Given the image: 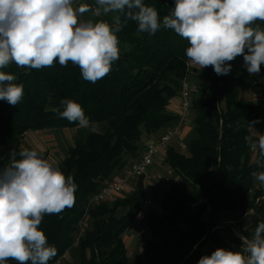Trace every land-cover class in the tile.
<instances>
[{"label": "trees", "instance_id": "obj_1", "mask_svg": "<svg viewBox=\"0 0 264 264\" xmlns=\"http://www.w3.org/2000/svg\"><path fill=\"white\" fill-rule=\"evenodd\" d=\"M143 2L156 8L161 24L174 6V0ZM80 5L98 7L96 0H82L76 7ZM113 15L94 17L87 12L81 19L112 24ZM121 23L116 32L119 59L95 83L82 78L79 66L71 62L61 66L58 60L41 69L14 62L0 69L13 74V83L24 89L16 106L0 100V169L10 163L13 151L19 153L28 132L77 130L74 146L58 165L77 186L75 204L59 215H45L39 226L57 249L48 264L57 263L67 252L73 264H198L202 256L219 248L248 256L245 241L224 227L222 220L223 213L242 211L239 226L247 239L264 222V188L252 185V173L264 171V155L258 148V156H252L255 140L249 131L262 127L263 109L260 103L240 97L241 91L261 84L247 72L243 56L228 62L232 68L227 75L218 76L211 66L198 68V86L191 95L194 127L186 150H168L173 181L161 203L162 213L147 218L149 239L142 254L130 258L122 239L142 208L140 184L129 197L88 206L103 185L115 180L130 160L138 159L148 140L177 121L168 107L194 70L186 57L189 43L174 30L161 27L150 35L139 32L137 23L123 16ZM257 25L264 29V21L252 26ZM260 73L264 74V64ZM61 100L78 102L90 127L81 128L54 112L63 110ZM42 156L47 158L46 153ZM86 212L89 228L75 245Z\"/></svg>", "mask_w": 264, "mask_h": 264}, {"label": "clouds", "instance_id": "obj_2", "mask_svg": "<svg viewBox=\"0 0 264 264\" xmlns=\"http://www.w3.org/2000/svg\"><path fill=\"white\" fill-rule=\"evenodd\" d=\"M98 7H74V0H0V69L15 63L19 67L41 69L69 62L79 66L82 78L95 83L110 73L119 59L116 35L125 21H135L141 33L155 34L161 27L174 30L188 41V61L201 69L211 66L218 76L231 72L233 61L243 56L250 75H258L264 64V0H174L161 20L156 8L143 0H96ZM113 13V23L81 19ZM16 77L0 71V100L16 106L24 96ZM63 110L53 109L61 118L90 127L82 106L61 100ZM258 122V121H257ZM247 139V138H246ZM251 143V141H250ZM264 155V135L252 147ZM10 163L0 169V264H48L57 249L40 229L45 215H59L75 204L73 177L45 159L35 149L13 151ZM17 156L19 158H17ZM252 175L264 184V171ZM245 251L223 248L202 256L198 264H264V222L259 223Z\"/></svg>", "mask_w": 264, "mask_h": 264}, {"label": "built area", "instance_id": "obj_3", "mask_svg": "<svg viewBox=\"0 0 264 264\" xmlns=\"http://www.w3.org/2000/svg\"><path fill=\"white\" fill-rule=\"evenodd\" d=\"M90 15H92V12H90ZM193 90L191 79L185 77L181 84V90L177 96L179 101L177 121L166 127L155 139L148 140L144 148H142L143 150L138 159L128 162L125 168L119 172L115 180L103 185L100 190L92 196L88 206L109 202L118 197H122L130 192L134 184H140L143 198V202H141L142 208L135 215L136 217L132 224L139 234L145 231L144 229H146L148 218L147 210L155 203L152 167L156 163L155 161L157 160L159 150H168L173 141H177L181 150L187 149V144L182 140V135L185 128L192 126L194 114L191 106V95ZM262 129L264 132V116L262 119ZM250 152L253 157L258 156V146L256 148L251 147ZM248 193L252 195L253 190H250ZM86 218L87 212L79 223L80 232L77 235L75 245L78 244L84 230L89 228V222Z\"/></svg>", "mask_w": 264, "mask_h": 264}, {"label": "rangeland", "instance_id": "obj_4", "mask_svg": "<svg viewBox=\"0 0 264 264\" xmlns=\"http://www.w3.org/2000/svg\"><path fill=\"white\" fill-rule=\"evenodd\" d=\"M196 71V72H195ZM193 70V75L190 78L193 84V88L195 89L198 86V80H199V69ZM257 80H259L261 86L258 89L249 90V91H241L240 97L247 101L252 103H260L262 105L263 109V115H264V74L259 73L258 75H253ZM256 91V92H255ZM258 91V92H257ZM259 94V95H258ZM171 113V112H170ZM191 128L194 127V117L191 124ZM261 126V125H260ZM257 126L254 128H251L249 131L251 132V136L253 140L258 141L259 137L261 135H264L262 127ZM94 129L98 130L100 127L96 126ZM76 129L71 130H64V131H44V132H32L27 133L21 140V148H28L30 150L35 149L38 152H44L47 151L49 153V162H51V159H54V164L59 165L64 158L67 156L68 151L74 146L75 136H76ZM192 132V131H191ZM191 134V133H189ZM155 137V136H154ZM156 138V137H155ZM153 138V139H155ZM134 160V159H132ZM130 160V161H132ZM136 160V159H135ZM59 167V166H58ZM259 173V171L257 172ZM253 178V187L262 186L264 188V184H262L260 181H258L254 176ZM264 190V189H263ZM130 195L125 194L121 198L129 197ZM123 211L120 210L118 212V215H122ZM243 212H230V213H223L222 214V220H223V226L226 227L228 230H231L232 233H234L236 236L241 237L242 231L240 228L241 223V216ZM252 214V213H251ZM147 229V225L145 227ZM146 229H144L146 231ZM144 231V232H145ZM143 232V233H144ZM142 233V234H143ZM141 234V235H142ZM149 239L148 231H146L141 238V241L138 242L137 247L132 250H127L128 256L130 258H133L137 254H142L144 251V245L145 241ZM140 247V249H138ZM73 264L74 260L70 254V252H67L64 257H62L57 263L55 264Z\"/></svg>", "mask_w": 264, "mask_h": 264}, {"label": "crops", "instance_id": "obj_5", "mask_svg": "<svg viewBox=\"0 0 264 264\" xmlns=\"http://www.w3.org/2000/svg\"><path fill=\"white\" fill-rule=\"evenodd\" d=\"M81 1L82 0H74V7H76ZM198 68H199L198 66L193 65L194 70H198ZM262 100H264V98ZM178 104H179V101H178V98L176 97L172 100V102L170 103V105L168 107L169 112L174 114L176 117H178ZM52 130L47 129V130H41V131H31L28 133H32V132L36 133V132H44V131H52ZM64 130H71V129H62L59 131H64ZM191 131H192L191 127H187L184 129L183 135H182L183 141L186 142L187 138L189 137V133ZM255 142H257V141H255ZM171 147H174V148L179 147L177 141H173L170 144L169 148H171ZM169 148H168V150H169ZM168 150H165V149L159 150V152L157 154V160L155 161L156 163L152 167V175H153V181H154L153 182V186H154L153 189L155 191V203L152 207H150L147 210L148 216H150L152 214H161L162 213L161 203L164 200L165 194L169 191L170 184L173 181L172 171H171V168H170L168 161H167ZM44 153L47 154L46 159L50 160L49 159V153L47 151L41 152L42 155ZM51 160L54 161V159H51ZM52 161H51V163L54 164V162H52ZM55 166H58V165H55ZM137 186H138V184H134L133 187L130 189V192L128 193V195H131L135 190H137L136 189ZM142 235L139 234L137 229L134 227V225L131 224L127 228V230L125 231L123 238H122L127 250H132V249L136 248L138 242L141 241ZM138 249H140V247Z\"/></svg>", "mask_w": 264, "mask_h": 264}]
</instances>
